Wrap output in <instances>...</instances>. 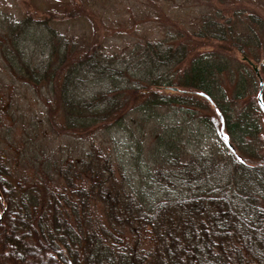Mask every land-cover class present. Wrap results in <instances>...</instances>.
Segmentation results:
<instances>
[{
    "label": "rangeland",
    "instance_id": "1",
    "mask_svg": "<svg viewBox=\"0 0 264 264\" xmlns=\"http://www.w3.org/2000/svg\"><path fill=\"white\" fill-rule=\"evenodd\" d=\"M200 86L210 92L199 95ZM146 89H162L175 103L132 100ZM0 90V97L11 96L0 114V172L20 184L11 198L37 208L3 236L17 256L39 252L42 242L53 249L54 264H76L75 244L81 252L85 246L74 234L95 226L114 233L118 246L120 238L132 244L136 225L93 200L87 213L68 195L73 172L63 179L52 167L81 154L89 160L97 144L110 160L102 189L115 183L132 196L133 214H141V197L150 213L189 195L205 206L211 224L197 217L193 234L197 245L204 236L216 247L201 264H264V0H0ZM186 93L193 95L185 100ZM95 111L102 119L94 126L89 112ZM175 143V159L162 162L161 152ZM201 171L203 182L185 184L189 172ZM33 183L67 190L60 201L72 222L65 227L75 237L71 249L60 250L39 204L43 196L28 187ZM191 235L178 223L171 236ZM116 245L95 244L90 264H154L145 252L155 264L186 259L178 243L164 253L145 244L121 263L126 253Z\"/></svg>",
    "mask_w": 264,
    "mask_h": 264
},
{
    "label": "trees",
    "instance_id": "2",
    "mask_svg": "<svg viewBox=\"0 0 264 264\" xmlns=\"http://www.w3.org/2000/svg\"><path fill=\"white\" fill-rule=\"evenodd\" d=\"M41 41V40H40ZM40 41L38 42V45L40 44ZM23 53H29L25 47H23ZM23 58L25 57L22 55ZM157 91H152L151 89H146L145 92H141L138 95H133L132 100L135 101L140 96L143 98H148L151 96L156 97L157 99L166 100L168 102L175 103L174 100L175 96L172 97V94H165L162 92L161 94ZM199 90L202 92L199 93V95H204V91L210 92L209 88L204 89L203 86L199 87ZM0 92H2L0 90ZM115 93V92H114ZM191 93H186L183 95V97H186L185 100L192 97ZM206 95V94H205ZM180 96V98H183ZM196 97V96H193ZM95 99H97V96H94ZM93 99V98H92ZM11 101V96H8L7 99L5 97V94L0 97V114L3 112L2 108L4 105H9ZM75 110H78L80 106L76 105ZM69 110H71L70 107H68ZM188 114V109H185ZM100 112H89V116L91 119H93L94 126L97 125L96 120L102 119ZM114 113L112 110H108L106 112L107 114ZM80 114V113H79ZM66 115H69V112H67ZM80 116V115H79ZM63 128L67 129V127H70L69 124L64 121L62 124ZM81 125V118H79V124ZM84 125V124H82ZM26 135V134H25ZM27 136V135H26ZM165 137V136H164ZM163 137V138H164ZM25 138H28L25 137ZM166 139H162V141H165ZM25 146V145H23ZM176 143L170 147L167 148L164 152H161V161L162 162H170L176 151ZM3 159L0 153V160ZM175 159V157H174ZM90 160V161H89ZM89 160H86V157L84 154H81L80 156H74L67 158L66 161L69 162V169L63 168L64 163L66 162H59L58 159L52 162V167L55 171L59 173L61 178L66 179L63 176H67V173L73 172V176L71 179V183L73 185V189L70 192H68V195L72 197L75 200L80 201V204L82 206V209H85L88 213L89 207L88 203L90 201H96L100 204H103V206H106L109 204V208H105V212H110L111 215H117L122 216V218L132 223V225H136L134 228V233L129 234L132 244L131 245H123V238H120L122 242L120 245H116L113 243V240H115L114 233H108L104 232L103 229H101L100 226H95L94 228L90 229L89 232H85L83 236H80V234L76 233L74 235L77 236L78 239H82V246L83 251L79 250V244L76 245V257L74 260H76V264H90V254L92 252V248L95 244H98L100 241H103L108 246L116 245V247L120 248V251H124L123 255H120L118 257L119 261L125 262L128 259H132V257L137 254L141 249L142 246H145V244H150L154 247V251L158 248H163L162 252L164 253L165 249L170 250L172 249L173 245L178 243L181 245V247L186 252V259L182 258L179 260L178 263H175L171 260L163 261L164 264H186L187 261H191L195 264H201L204 260V258L210 257V251L211 249H214L215 241L208 238V241L205 242L204 236L202 237V243L197 245V241L195 238V234H193V225L192 220L196 219L197 217L203 218L204 220V205L196 204L193 200L190 198H186L187 201L183 199V203L180 199H177L172 202L171 206H166L164 209L160 210L159 213H152L153 211H147L149 206V201L147 198H138L137 205L142 210L141 214L135 215L131 211V207L136 204V200L132 198L130 195L123 194L121 189H115L114 184L106 187H103L100 185L99 180L101 175H103V172L109 167V158L107 154L104 151V148L101 146H98L97 144H93L90 147V154H89ZM16 164V162H15ZM156 175L159 174V171H156ZM3 176V181L1 180ZM5 176H10V174L6 173L3 174L0 172V196L1 199L3 198L4 208L2 211V223L0 225V264H54L55 260L54 257H51L50 253H52L53 249L51 246H47L46 244L41 242L40 250H37L39 252H35L36 250L30 251L26 250L23 254L17 256L12 250H10L8 247H6L3 242V236L5 232L10 230L15 223V221L21 220L23 221V216L28 213V211L37 212V208H31L27 203L23 202L21 198L17 200L15 197L11 198V193L17 192V188L20 185L17 182V187L14 186L12 183V180L10 178H6ZM206 176V173L204 171H201L198 174H192L189 172L187 177L185 178V184L190 185L193 183L196 179L200 181L202 179V182L204 181V177ZM94 179V181H93ZM15 182V181H14ZM35 186L39 189L40 194L43 198L41 199L42 210H47L48 213V225L53 233L55 239L62 241V246L60 247V250L64 252V250L71 249L74 246V235H68L67 230L65 227H68V223H72L71 220L67 219V208L65 204V199L60 201L61 198L65 197V194L67 193V190H64L63 188L59 190L58 188L54 189L52 187H48L47 185H37L33 183L32 185L28 186L30 187V190L35 189ZM198 186V185H197ZM196 188H189L187 190L193 191ZM169 187L173 188V185L170 184ZM175 189V188H174ZM2 190V191H1ZM179 190V189H177ZM182 190V189H180ZM114 191H116L114 193ZM184 191V190H183ZM6 193V197L3 196V193ZM2 193V194H1ZM85 197V200L83 198ZM1 199H0V205H1ZM40 200V199H39ZM38 200V201H39ZM44 202V203H43ZM185 202V203H184ZM43 204V205H42ZM213 203L210 202L209 205H212ZM145 209H144V207ZM214 205V204H213ZM130 209V210H129ZM107 210H109L107 212ZM185 210L186 214L183 212ZM5 218V219H4ZM25 220V219H24ZM66 221H69L68 223ZM205 221V220H204ZM211 224L210 219L206 220ZM205 221V223H207ZM76 224V222H74ZM183 223L186 225V229L190 230L191 237H180L177 240L175 238H172V234L175 232L177 224ZM169 224H172V226H169ZM67 225V226H66ZM160 225L163 226V231L158 232V228H160ZM71 226V224H70ZM74 228V227H73ZM75 232V230H74ZM192 232V233H191ZM73 233V232H72ZM86 239V240H85ZM93 241L92 243H89L90 241ZM117 240V237H116ZM168 242V243H167ZM123 245V247H122ZM158 246V247H157ZM157 247V248H156ZM204 247V252L200 253V249ZM146 251V250H144ZM158 254V253H157ZM156 254V256H157ZM165 255V254H164ZM21 256V257H20ZM54 256V255H53ZM144 256L147 260L156 263V257L152 252H145ZM80 258V259H79ZM73 260V261H74ZM38 261V263H36ZM74 264V263H73Z\"/></svg>",
    "mask_w": 264,
    "mask_h": 264
},
{
    "label": "flooded vegetation",
    "instance_id": "3",
    "mask_svg": "<svg viewBox=\"0 0 264 264\" xmlns=\"http://www.w3.org/2000/svg\"><path fill=\"white\" fill-rule=\"evenodd\" d=\"M0 199H1V196H0ZM0 220H2V219H1V216H0Z\"/></svg>",
    "mask_w": 264,
    "mask_h": 264
},
{
    "label": "water",
    "instance_id": "4",
    "mask_svg": "<svg viewBox=\"0 0 264 264\" xmlns=\"http://www.w3.org/2000/svg\"><path fill=\"white\" fill-rule=\"evenodd\" d=\"M259 102H260V98H258Z\"/></svg>",
    "mask_w": 264,
    "mask_h": 264
},
{
    "label": "bare ground",
    "instance_id": "5",
    "mask_svg": "<svg viewBox=\"0 0 264 264\" xmlns=\"http://www.w3.org/2000/svg\"><path fill=\"white\" fill-rule=\"evenodd\" d=\"M203 95V94H202ZM204 96V95H203Z\"/></svg>",
    "mask_w": 264,
    "mask_h": 264
}]
</instances>
